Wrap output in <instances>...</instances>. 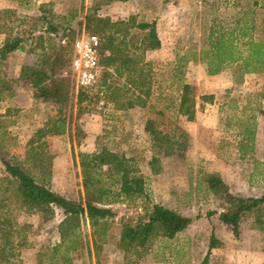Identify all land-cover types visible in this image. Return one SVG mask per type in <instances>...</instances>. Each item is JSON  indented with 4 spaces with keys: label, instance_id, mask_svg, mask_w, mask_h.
I'll list each match as a JSON object with an SVG mask.
<instances>
[{
    "label": "rangeland",
    "instance_id": "1",
    "mask_svg": "<svg viewBox=\"0 0 264 264\" xmlns=\"http://www.w3.org/2000/svg\"><path fill=\"white\" fill-rule=\"evenodd\" d=\"M94 1L0 0V10H13L16 14L8 19L5 30L13 31V35L17 32H25V35L32 26L31 18L41 15L40 7L51 4L57 22L65 28L68 20L80 37L89 32L85 20ZM253 4L254 0H130L117 1L98 12L100 16L113 21L136 17L138 22L157 24L162 47L146 55L155 74L151 100L166 110L169 126L178 125L188 133L189 148L181 157L174 146L151 141L145 132L147 115L144 109L118 112L115 116L118 122L114 123L108 117L114 113L112 106L105 109L102 103L96 100L91 102L96 93L88 94L89 99L80 108L79 94L72 85L68 109L72 131L49 139L50 150L55 155L52 189L75 201L85 198L80 154L93 155L98 148V137H105L102 145L111 148L117 146V150L134 158L147 183L144 197L114 206L117 217L111 230L112 241L104 245L99 259L93 246L90 224L86 223L84 230L89 243L73 254L75 264H201L209 252L213 234L218 244L212 250L209 264H264V232L252 217L246 216L241 222L240 236L236 237L233 228L221 220L227 206L224 199L210 192L203 179L207 173H217L235 195L264 196V74L245 75L238 83L234 78V68L210 76L206 64L191 62L186 68L184 81L193 85L199 96H215V102L205 105L194 122L178 116L181 84L174 75L178 55L186 52L199 54L205 50L210 28L220 23L235 27L236 21L243 19ZM254 10L255 37L264 38V7L258 6ZM38 27L35 36L41 34L43 24L40 23ZM62 34L52 35V38L60 42ZM25 36L29 38L28 34ZM6 38V34L0 33V46ZM45 46H48V42ZM41 52L42 47L31 38L27 42V50L11 54L3 64L2 71L10 78H18L21 68L34 65ZM105 55H109L108 52ZM64 76H73L71 68ZM119 82L123 84L125 81ZM119 82L115 79L110 81L111 84ZM15 88L16 95L1 104L0 113L11 108L13 111L9 121H15L9 126L7 156L24 160L28 141L50 118L57 115L58 105L36 99L35 90L24 81L18 82ZM82 108L85 111L78 119V112ZM248 119L256 120L255 152L242 155L240 134ZM76 126L87 134L81 143L76 140ZM107 130L111 131L108 135ZM155 156L160 159V174H154L151 169L150 164ZM5 175V167L0 160V179ZM154 204L177 210L188 217L199 216V219L172 241L156 240L151 251L142 258L131 255L125 259V253L116 244L123 224L146 220V214ZM16 215L22 224L32 226L29 229L30 244L22 251V264H37V252L42 245L59 243L58 226L63 214L58 211L55 219L49 223H44L40 215L25 211H16ZM163 258L169 260L162 262Z\"/></svg>",
    "mask_w": 264,
    "mask_h": 264
},
{
    "label": "trees",
    "instance_id": "2",
    "mask_svg": "<svg viewBox=\"0 0 264 264\" xmlns=\"http://www.w3.org/2000/svg\"><path fill=\"white\" fill-rule=\"evenodd\" d=\"M117 1L130 0H95L89 8L85 20L89 31L87 33L98 36L102 55L107 52L109 55L102 59L104 70L100 88L92 92L80 91L78 106L81 108L89 99L88 94L96 93L91 102L96 100L103 103L105 109L112 106L114 113L108 117L114 123L118 122L115 119L118 112L144 109L147 115L145 132L151 141L160 145L170 144L178 155L184 157L189 148L188 133L178 125L169 126L166 110L151 100L155 74L146 55L162 47L157 24L138 22L136 17L113 21L100 16L98 12L103 7ZM258 5L259 0H255L254 6ZM40 11V16L31 18L32 26L26 31L28 38L24 35L25 32L13 35V31L5 30L8 19L16 14L13 10H0V33L7 35L0 46V106L16 95L15 85L20 81L35 90L36 99L58 105L57 115L50 118L28 141L24 160L7 156L9 126L15 121H9L13 111L11 108L0 113V160L6 172L0 179V264H22V251L30 244L29 229L32 226L22 224L16 211L40 215L44 223L53 221L57 212L61 211L63 219L58 226L60 241L54 245H42L37 252V264H75L73 254L89 243L84 230L87 222L90 224L93 246L99 259L104 245L112 241L111 230L117 217L114 206L146 195V179L135 159L128 157L124 151L117 150V146L111 148L106 144L102 145L105 137L97 138L98 148L93 155L80 154L84 199L75 201L52 189L55 155L50 150L49 139L72 131L68 109L72 85L75 84L73 76L65 77L64 73L71 68L74 44L79 37L68 20L69 24L65 28L57 22L51 4H43ZM254 15L255 10L252 8L243 19L236 21L235 27L230 28L220 23L210 28L205 50L199 54L186 52L178 55L174 74L181 84L178 116L194 122L205 105L215 102L214 95L199 96L196 88L184 81L186 68L191 62L206 64L210 76L234 68V78L238 83L245 75L264 74V38L255 37ZM40 23L43 24V29L39 36H35ZM61 32L60 42L52 38V35L57 36ZM31 38L42 47L38 61L34 65H24L18 78H10L2 71L3 64L11 54L26 51L27 42ZM46 42L48 46H45ZM111 79L125 82L111 84ZM84 109L78 112V119ZM243 129L240 134V152L242 155L253 154L256 145V120L248 119ZM76 130V140L81 143L87 134L79 126H76ZM110 133L111 131H106V135ZM150 165L154 174L162 172L158 157L155 156ZM203 179L210 192L224 199L227 206L226 211L221 214V220L233 228L236 237L240 236L241 222L246 216L252 217L264 232V196L254 198L235 195L217 173H207ZM146 215V220L130 221L122 226L116 244L125 253V259L131 255L142 258L151 251L156 240L172 241L199 219V216L188 217L160 204H154ZM217 244L218 240L213 234L209 252L201 264H209L212 250ZM168 260L163 258L161 261Z\"/></svg>",
    "mask_w": 264,
    "mask_h": 264
},
{
    "label": "built area",
    "instance_id": "3",
    "mask_svg": "<svg viewBox=\"0 0 264 264\" xmlns=\"http://www.w3.org/2000/svg\"><path fill=\"white\" fill-rule=\"evenodd\" d=\"M101 41L98 36L83 33L74 44L71 69L76 92H92L100 88L104 67ZM103 104V103H102Z\"/></svg>",
    "mask_w": 264,
    "mask_h": 264
},
{
    "label": "crops",
    "instance_id": "4",
    "mask_svg": "<svg viewBox=\"0 0 264 264\" xmlns=\"http://www.w3.org/2000/svg\"><path fill=\"white\" fill-rule=\"evenodd\" d=\"M262 1H264V0H259V5H258L259 7H261V6L264 5V3H263ZM254 4H255V0H254ZM254 4H253V6H251V7L255 9ZM258 6H257V7H258Z\"/></svg>",
    "mask_w": 264,
    "mask_h": 264
}]
</instances>
